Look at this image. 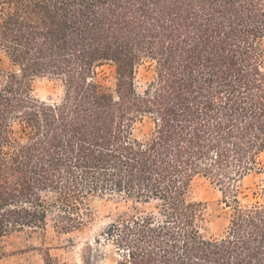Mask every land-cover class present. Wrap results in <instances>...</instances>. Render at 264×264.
<instances>
[{"label":"trees","instance_id":"1","mask_svg":"<svg viewBox=\"0 0 264 264\" xmlns=\"http://www.w3.org/2000/svg\"><path fill=\"white\" fill-rule=\"evenodd\" d=\"M0 48L13 66L0 87V264L10 235L81 231L92 200L115 194L134 212L86 264H264V179L243 184L264 174V0H0ZM43 77L61 82L58 101L34 94ZM197 177L231 209L221 235L202 231Z\"/></svg>","mask_w":264,"mask_h":264},{"label":"rangeland","instance_id":"2","mask_svg":"<svg viewBox=\"0 0 264 264\" xmlns=\"http://www.w3.org/2000/svg\"><path fill=\"white\" fill-rule=\"evenodd\" d=\"M13 69L9 57L0 48V87L7 73ZM115 69L105 66L101 69L102 76L106 77V84L113 86ZM153 75L148 64L139 68L137 87L142 90ZM34 94L44 101L56 102L63 94L60 81L43 77L34 83ZM151 119L145 118L137 122L135 134L143 137L152 131ZM264 163V152L260 157ZM264 179V174L250 175L243 180L244 186H254ZM190 195L196 201H202L207 207L206 218L202 231L207 236L223 234L230 222L231 209L223 201L221 186L209 177H197L192 184ZM133 202L127 201L121 195L95 197L91 202L93 218L89 225L81 231L69 234L58 233L49 223L45 232H17L4 240L6 257L3 264H45L44 258L49 251L56 264H86L84 255L89 245H94L96 239H103L107 227L121 215L133 213ZM141 209H148L149 204H138Z\"/></svg>","mask_w":264,"mask_h":264}]
</instances>
